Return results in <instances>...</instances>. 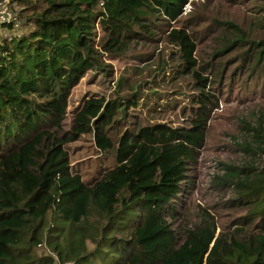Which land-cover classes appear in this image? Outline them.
I'll list each match as a JSON object with an SVG mask.
<instances>
[{"label": "trees", "instance_id": "16d2710c", "mask_svg": "<svg viewBox=\"0 0 264 264\" xmlns=\"http://www.w3.org/2000/svg\"><path fill=\"white\" fill-rule=\"evenodd\" d=\"M9 1L28 26L9 37L0 32V264H264L260 115L243 120V143L261 160L225 163L215 174L231 213L220 220L200 207L195 219L181 221L177 200L217 97L213 82L226 70L264 76V0H252L258 14L244 20L203 18L193 0ZM162 25L177 55L169 71L134 87L124 77L113 95L83 98L67 122L72 87L88 70L107 72L103 53L144 61L153 48L129 41L158 38ZM215 27L217 46L197 60V36ZM185 76L183 123L146 119L173 108L176 99H163L169 91L160 85ZM84 134L93 156L78 167L70 143Z\"/></svg>", "mask_w": 264, "mask_h": 264}, {"label": "rangeland", "instance_id": "374dc122", "mask_svg": "<svg viewBox=\"0 0 264 264\" xmlns=\"http://www.w3.org/2000/svg\"><path fill=\"white\" fill-rule=\"evenodd\" d=\"M193 1L195 2V9L199 10L198 15L203 18L223 14L237 20H244L245 17L248 18L251 15L258 14L252 0H213L212 5L205 4L203 0ZM258 1L255 0L254 2ZM3 5H8L15 14H18L15 10L17 8L16 3L5 0ZM189 8L191 10L190 3H186L183 13L185 14ZM188 15L191 16L192 14ZM19 18L21 21L18 19V32L23 31L28 26L21 17ZM176 24L174 23V25ZM206 24L207 22L202 20L198 24V28ZM94 28L96 43L102 32L97 24ZM156 28L159 33L158 38L155 37L153 30V34L150 35V37H155L153 40L144 37L143 39H136L135 42L133 40L129 41V44L135 43L138 49L147 52L153 48L152 56L144 61L129 57H113L103 53L102 59L104 63L108 64L104 66L107 72L102 73L101 70L96 71L94 69L88 70L72 87L68 99L67 122L70 120L75 107L83 98L95 94L113 95L122 78L126 77L125 82L134 87L140 82L150 80L153 77L157 79L159 71L161 72L163 67L169 71V66L177 62L176 51L174 46L162 39L164 38V26H157ZM87 35L90 36L88 30ZM220 36L221 32L217 27L213 28L208 34L197 36L195 42L197 60L204 61L209 58L217 46ZM218 80L217 84L213 82V85L218 87L217 97L209 111L202 144L198 148L196 160L186 169V178L182 190L177 196L179 219L181 221L195 219L200 207H204L220 220L225 219L231 213V209L224 208L223 204L228 192L224 184H219L216 181L215 174L223 172L225 163L240 164L248 159L255 162L260 161L262 158L259 151H250L244 145L243 139H247L248 134L245 131L243 120L251 123L254 122L253 118L259 115L264 119V76L257 75L248 80L238 72L230 74L229 70H226ZM190 82L191 80L185 76L182 80L162 83L160 87L165 91H169L163 99H176V104L172 109H165L153 114V116L146 114V119L163 120L171 125L182 124L185 115L179 112V107L188 103L186 95L190 91ZM118 90H121L122 93L128 92V88L125 86L123 88L118 87ZM142 111L141 108H135V112L141 117L146 113H142ZM138 119L141 120L139 117ZM70 145L72 162L76 166L84 167L86 161L87 163L90 162L91 156H93V148L89 135H82L71 142ZM40 247L42 249L43 245ZM45 250L48 253L51 252L48 248Z\"/></svg>", "mask_w": 264, "mask_h": 264}, {"label": "built area", "instance_id": "2783aa9c", "mask_svg": "<svg viewBox=\"0 0 264 264\" xmlns=\"http://www.w3.org/2000/svg\"><path fill=\"white\" fill-rule=\"evenodd\" d=\"M4 1L5 0H2L0 2V32L3 33L4 37H9L12 32L18 34V18L8 5H3ZM4 23H11L12 26L3 27ZM1 29H3V31H1ZM55 264H73V261L67 260L61 263L55 258Z\"/></svg>", "mask_w": 264, "mask_h": 264}]
</instances>
